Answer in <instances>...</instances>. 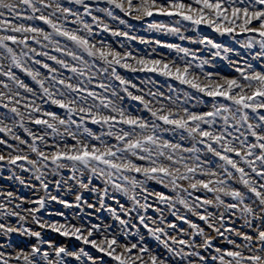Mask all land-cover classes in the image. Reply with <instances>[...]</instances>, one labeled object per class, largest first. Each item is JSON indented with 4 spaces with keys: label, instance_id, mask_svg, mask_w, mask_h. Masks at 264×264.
I'll use <instances>...</instances> for the list:
<instances>
[{
    "label": "snow or ice",
    "instance_id": "obj_1",
    "mask_svg": "<svg viewBox=\"0 0 264 264\" xmlns=\"http://www.w3.org/2000/svg\"><path fill=\"white\" fill-rule=\"evenodd\" d=\"M105 2L108 7L102 11L108 18L132 29L117 15L118 10L145 21L157 32L210 46L212 55L227 60L237 75L206 71L210 61L183 44L112 27L93 15V4L85 0H67L69 6L62 0H0V108L6 110L0 113V133L35 154L31 158L24 149L0 136V169L14 168L19 161L18 167L33 173L38 182L31 185L32 189L43 193L34 192L35 198L28 201L33 206L24 209L26 214L15 210L20 205L15 203L12 191L0 193V216L16 217L19 225L0 223V234L24 232L37 238L29 251L15 252V258L24 264H73L69 257L75 261L86 258L88 264H177L175 258L181 264H264V0ZM72 4L80 5L83 14ZM159 17L170 20L164 22ZM200 25L232 36L248 52L208 35L184 34L189 28L199 31ZM97 29L141 44L173 49L176 58L155 54V47L152 54L134 53L124 43L116 47L96 39ZM237 34H245L244 39ZM118 67L173 78L213 100L208 110H193L188 91L173 95L148 89L145 94L138 84L121 75ZM15 70L30 77L38 88ZM112 80L118 82L115 87ZM125 98L139 102L147 116L126 108ZM46 103L59 106L66 115L41 106ZM25 112L29 122L44 125L46 131L37 135L25 126ZM74 115L79 118L73 119ZM88 121L99 125L101 131L88 127ZM17 125L31 142L13 131ZM68 137L74 142H66ZM64 170H68L67 178ZM49 176L53 177L51 181ZM12 178L25 183L14 173ZM153 182L174 194L150 190ZM201 190L212 193V198L196 194ZM85 191L95 194L94 202L84 197ZM64 192L73 198L65 197ZM117 194L127 197L131 207H125ZM18 198L26 199L23 195ZM108 199L115 201V206L107 203ZM52 202L73 209L79 222H73L63 210L50 209ZM177 203L198 216L210 231L182 214L179 220L190 226V235L175 220L166 223L157 204H164L176 215ZM98 206L119 222V233L80 215L86 207L95 214ZM210 206L216 211H209ZM149 208L159 214V225L146 215ZM42 209L63 222L42 221ZM121 212L129 217L135 212L147 235L154 237L167 255L151 250L145 235L139 232L135 242L123 239L130 233L125 230L129 220ZM29 217L35 224L75 237L103 255L43 240L40 231L26 226ZM234 218L242 223H233ZM172 230H177V235H170ZM217 238L226 244H217ZM209 249L210 258L201 251ZM12 255L0 251V264H11L5 257Z\"/></svg>",
    "mask_w": 264,
    "mask_h": 264
},
{
    "label": "rangeland",
    "instance_id": "obj_2",
    "mask_svg": "<svg viewBox=\"0 0 264 264\" xmlns=\"http://www.w3.org/2000/svg\"><path fill=\"white\" fill-rule=\"evenodd\" d=\"M62 2L65 3V6H69L67 3V0H62ZM86 3H91L93 4V8L91 11L93 12V15L100 16L103 18L106 22L110 24L112 27H120L123 28L126 31H131L132 33L140 36H145V37H155V38H160L164 39L168 42L172 43H180L183 44L186 47H189L193 50H198L197 54L208 59L210 61L209 64L205 65V70L206 71H212L214 75L216 73H219L221 76L228 75H237V73L234 70V67L228 63L227 60H224L223 57H215L212 55L213 49L210 48V46L206 45H201L199 43H193L188 40H180L179 36L175 34H168V33H161L157 32L155 30H152L148 27V24L145 21H139L135 20L131 17L125 16L124 14L120 13L118 10H115L117 15H120L122 19L127 20L128 24H131L133 27L132 29H128L127 25H122L120 24L119 21L110 19L107 17V14L102 11V9L108 7L106 4L105 0H85ZM74 10L79 9L81 13L83 14L82 7L80 5H71ZM86 19H91L90 17H86ZM160 20L164 22H169L170 18L167 17H159ZM173 23H176V21H171ZM190 22H182V24H189ZM75 27V25H73ZM95 27V26H94ZM183 27H182V32H183ZM185 35H193L195 37H200L202 35H208L211 38L217 40V42L224 43L228 46L235 47L238 50H242L244 53H247V49H241V45L236 42L235 39H233L232 36H229L227 34L225 35H220L219 33H216L214 29L207 25H200L199 26V31H196L192 28H189L187 32H184ZM239 39H244L245 34H237ZM96 39H104L108 43L113 44L114 46L118 47L119 43H124V46L126 49L132 50L134 53H139V54H152V48L157 49V53L155 54H160L163 53L166 57L175 59L176 58V53L175 50L173 49H167L164 48L163 46H157L154 44H141L139 40H128L125 37H119V36H112L111 33L103 30L97 29L95 33ZM57 54V53H53ZM154 54V55H155ZM59 55V54H57ZM182 55V54H181ZM231 59H235V56L232 54H229ZM53 63L54 62H50ZM39 67V66H37ZM42 72H46L47 70L40 69ZM121 75L126 76L127 78L131 79L134 83L138 84L140 88H143L145 90V94L148 89H151L153 91L155 90H160L165 92V94L172 93L173 95H182L184 91H188L191 94V99L189 100V106L193 108V110H208L210 107V103L213 100L211 97H207L206 94L204 93H198L194 89H190L188 85H183L179 81L174 80L173 78H168L164 77L159 74H151V73H144V72H131L127 69H124L122 67H118L117 69ZM17 71L18 75L22 79L25 80V82L29 83L32 87L38 88V86L35 84L34 81L31 80L30 77H28L26 74L20 72L19 70ZM66 72L67 70H63ZM105 78V77H102ZM203 79V76L201 77ZM151 81V83H149ZM111 83L115 87L118 82L112 80ZM93 87H96L97 91H102L101 89L98 88L96 85H92ZM135 92L136 90L133 89ZM122 96L126 97V94L123 93L121 90L120 93ZM223 99V98H220ZM44 108H47L49 110H53L58 112L61 116L66 115V112L64 109L60 108L57 105L51 104V103H46L41 105ZM124 106L126 108H129L130 110H135L137 112H140L141 114L147 116V113L140 107L139 102L130 100L128 98H125L124 100ZM6 110L0 108V113L5 112ZM78 116H73V119H78ZM8 122V121H6ZM9 123V127H11V123ZM88 127L92 128L94 131H101V128L99 125L92 124L91 121L87 122ZM25 126L29 127L34 133L37 135H40L42 132H45V126L44 125H36L34 123H31L27 120V113L25 112ZM14 132H16L18 135L21 136L22 139L29 140L31 142V138L27 135V133L24 132L23 128L17 125L14 129ZM0 136H4L5 138L9 139L10 143H14L24 149L28 154L31 156V158H35V154L31 153L30 150H28L26 145H21L19 141H13L10 137H8V134L6 133H0ZM48 139L51 140L52 137L48 136ZM66 142L68 143H73L74 141L71 140L70 137L66 138ZM37 143H41L37 141ZM42 148L43 145L41 144ZM0 150H3V146L0 145ZM7 154V153H5ZM19 161L17 162V166L14 168H3L0 169V193H7L8 191H12L15 195L13 199L15 200L16 204L20 205V208L15 209L17 211H20L22 214L24 213L25 208L32 207L33 205L30 204L28 201L29 199H34L35 193L38 194H43L42 190L37 189H32L31 185L33 184H38V182L34 179V174L29 172L27 169H20L18 167ZM65 172V178H67L68 175V170H64ZM13 173L16 176L21 177L25 183H21L17 179H13ZM49 181L53 179V177L49 176ZM95 183V181H94ZM50 187H52L50 183ZM155 189L157 191H166L168 194H174L172 193L171 189H166L164 186L158 185L155 182H153L150 185V190ZM53 194H55V189H53ZM196 194L198 195H207L209 198H212V193H205L202 190L198 191ZM19 195H23L26 197L24 201L19 200ZM65 197L72 199L73 196L70 193L64 192ZM119 196L120 202L125 205V207L130 208L131 207V202L128 200L127 197L123 196L122 194H117ZM84 197L89 200L90 203L95 201V194L90 193L85 191L84 192ZM3 197H0L2 199ZM143 202V201H142ZM152 198L151 196L149 197V203H152ZM191 202V200L189 201ZM107 203L113 204L115 206V201H112L111 199L107 200ZM10 207H14V205H10ZM50 209L52 210H63L65 211L66 216H69L70 219L73 222H79V215H73V209H64L62 205L52 202L49 206ZM157 207L161 208L163 211V217L165 222H169L172 220H175L177 222V225L179 227H183L185 229V233L187 235L191 234V228L190 226L184 222L179 220V215H186L188 219H191L193 222L199 224L201 227H204L206 231H210L207 228V225L199 219L198 216L195 214L189 212L188 209H185L183 205L177 203L176 205V215H173V212L169 210L164 204H157ZM209 211H216L214 206H210L208 208ZM79 212V210H75ZM93 209L90 208H85L83 213H80V215H85L87 220H90L92 222H99L101 224H107L112 231H116L119 233L120 231V224L118 221L115 220V218L112 216V214L105 208V209H100L99 206L95 209V214H93ZM125 219L129 220L128 227L125 229L127 232L130 233L128 236L122 237L125 240H129L132 242H135L139 237L137 235V232L140 234L145 235V242L148 244L149 248L153 251H158L161 253H167L163 249V246L159 244V242L152 236L147 235V230L143 228L142 225H140L139 220L136 219V213L133 212L131 217L127 215V213H120ZM42 221L50 222L51 219L55 220H60L63 222L62 218L57 216V215H50L49 212L45 210H41L39 213ZM148 217H151L152 219L156 220V224L159 225V220L157 217L159 214L155 211V208H149L147 210ZM239 216V213H237V217ZM16 217H4L0 216V223H5V222H10L14 226H19L16 225ZM233 223L236 224H241L242 221L239 219H233ZM26 226L30 227L33 229V231H40L41 232V238L43 240H52L58 245H64L68 247L69 249H76L78 250L80 247H84L86 251H89L90 254L92 255H103L97 252L95 248H93L91 245H85L82 241L78 240L75 237H65L61 235L60 233L55 232L54 230L50 228H45L41 227L40 225H37L34 223V221L29 217V219L26 221ZM215 235L214 233H212ZM95 235V234H94ZM170 235H177V230H172L170 231ZM187 235H185V238H187ZM37 242V238L34 236H30L25 234L24 232H12L8 234L7 236H4L3 234H0V251H6L9 253H12L13 255L11 257H5L6 259H10L11 264H24L23 261L17 260L15 258V252L19 251L20 249H24L25 251L30 250V246L33 243ZM217 244L219 245H225L226 242L222 239L217 238ZM43 247H46L47 245H42ZM230 247V245H228ZM204 255L208 256L210 258L212 254V250H201ZM106 261L109 260L106 256L104 257ZM146 258V257H145ZM69 261L73 262V264H88L86 261V258L83 261H75V258H67ZM177 260V264H181V261L179 258H175ZM195 259V257H193ZM186 264V262H184ZM215 264H219V261H216Z\"/></svg>",
    "mask_w": 264,
    "mask_h": 264
}]
</instances>
